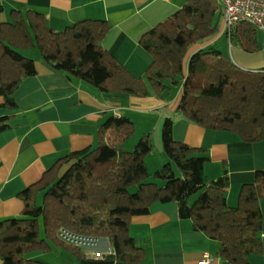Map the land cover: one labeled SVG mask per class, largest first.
<instances>
[{"label": "trees", "instance_id": "1", "mask_svg": "<svg viewBox=\"0 0 264 264\" xmlns=\"http://www.w3.org/2000/svg\"><path fill=\"white\" fill-rule=\"evenodd\" d=\"M3 10L0 4V12ZM223 7L219 0H186L169 19L147 31L141 43L153 57L145 74L132 73L101 42L109 31L105 19L86 18L55 30L42 12L13 9L11 20L0 25V94L6 108L17 107L15 91L37 74L36 61L25 54L37 48L43 60L67 75L106 93L138 97H167L182 86L176 111L205 128L229 130L243 140L264 139V68L245 69L221 49L205 43L220 30ZM258 29L240 23L227 32L230 42L247 51L260 47ZM175 119L162 126L167 161L155 171L160 185L148 181L146 157L154 145L152 133L127 144L136 132L127 115H109L98 127L95 146L63 156L36 184L21 193L22 212L0 221V254L5 264H47L30 258L37 251L64 245L83 257L84 248L58 235L61 228L107 238L114 253L100 262L138 261L144 248L129 233L131 219L145 215L155 202L175 201L180 218L191 219L197 231L219 242L222 264H250L261 253L264 170L240 187L236 205L228 203L227 170L209 179L205 148L193 147L174 135ZM10 127L0 117V131ZM67 169L59 174L63 164ZM42 230V231H41Z\"/></svg>", "mask_w": 264, "mask_h": 264}, {"label": "crops", "instance_id": "2", "mask_svg": "<svg viewBox=\"0 0 264 264\" xmlns=\"http://www.w3.org/2000/svg\"><path fill=\"white\" fill-rule=\"evenodd\" d=\"M185 1L0 0L3 7L0 25L11 20L13 9L42 12L55 30H63L86 18L105 19L110 28L102 46L132 73L142 76L153 61L141 43L143 35L174 15ZM226 33L222 20L219 32L205 46L218 45L242 68H264L262 33L258 32L257 51H247L240 44L230 42ZM32 57L37 74L23 80L15 91L17 107L2 106L4 97L0 94V117L8 116L10 124L8 129L0 131V221L22 212L21 193L40 181L63 156L95 146L98 127L111 114L127 115L134 121L136 132L130 144L147 132L158 136L164 119L174 117L175 138L190 146L205 148L209 156L204 165L205 175L216 179L227 170L229 204H237L241 185L254 181L256 170H264V139L247 142L233 131L205 128L184 118L176 111L182 87L164 98L106 93L54 68L39 52ZM68 166L63 164L59 174ZM259 204L263 250L250 255V264H264V198ZM129 233L144 248V257L111 264H201L204 253L211 254V264H222L217 257L219 242L195 230L191 219L180 218L175 201L155 202L148 214L132 217ZM107 242L100 244L101 255L84 249L86 253L80 257L64 245H53L48 251L31 254L30 258L47 264H109L100 262L105 255L114 253ZM0 264H5L1 254Z\"/></svg>", "mask_w": 264, "mask_h": 264}, {"label": "built area", "instance_id": "3", "mask_svg": "<svg viewBox=\"0 0 264 264\" xmlns=\"http://www.w3.org/2000/svg\"><path fill=\"white\" fill-rule=\"evenodd\" d=\"M223 7V24L225 32H229L240 23L254 25L264 35V0H219ZM58 235L64 241L101 255L99 251L101 237L75 233L67 228H61ZM110 246V242H107ZM210 253H204L201 264H211Z\"/></svg>", "mask_w": 264, "mask_h": 264}, {"label": "rangeland", "instance_id": "4", "mask_svg": "<svg viewBox=\"0 0 264 264\" xmlns=\"http://www.w3.org/2000/svg\"><path fill=\"white\" fill-rule=\"evenodd\" d=\"M218 48V45L215 46ZM39 50L37 48H31L30 50H28L27 52H25L26 55L28 56H33L34 53H38ZM181 85H175L173 86L172 90L175 92L178 88H181ZM164 122V121H163ZM160 134L158 136L156 135H152V140H153V145L154 148L152 150L151 153H149L147 155V160L148 161V167H149V172H150V176L148 177V181H154L160 185L164 184V180L162 179H157L156 175H155V171L158 168H161L164 163L167 161L164 149H163V142H162V126H161V130L159 132ZM140 138V136L137 138V141L133 144L128 143L127 144V148L128 149H132L136 143L138 142V139ZM231 205H236L235 202H231ZM42 231V230H41ZM108 241L107 238H101L100 242H106Z\"/></svg>", "mask_w": 264, "mask_h": 264}]
</instances>
